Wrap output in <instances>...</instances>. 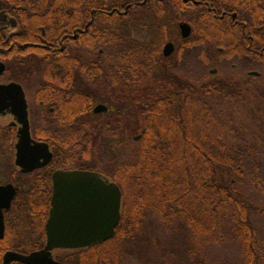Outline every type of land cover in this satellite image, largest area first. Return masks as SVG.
<instances>
[{
	"label": "flooded vegetation",
	"instance_id": "1",
	"mask_svg": "<svg viewBox=\"0 0 264 264\" xmlns=\"http://www.w3.org/2000/svg\"><path fill=\"white\" fill-rule=\"evenodd\" d=\"M191 6L212 13L211 19L208 14L200 18L197 37L199 57L212 64L208 72L230 80L236 89L264 87V0H35L12 2L7 9L0 3V62L5 67L0 85L21 87L31 138L46 143L52 154L37 169L51 185L56 171L95 172L108 179L95 169L94 137L109 145L110 137L129 134V124L122 131V106L126 119L134 115L139 121L136 134H130L139 140V113L146 106L164 103L179 112L189 103L192 29L183 38L179 26L190 24L175 21L172 11L182 8L189 16ZM112 23L122 25V51L110 49ZM167 44L172 45L169 54ZM160 76L167 80L159 81ZM97 106L106 110L95 112ZM116 114L121 118L114 121ZM0 121H6L0 124V141L7 146L5 139L14 135L10 150L15 154L19 125L12 124L10 113L0 114ZM33 131L45 141L36 140ZM6 184L18 193L14 183Z\"/></svg>",
	"mask_w": 264,
	"mask_h": 264
},
{
	"label": "trees",
	"instance_id": "2",
	"mask_svg": "<svg viewBox=\"0 0 264 264\" xmlns=\"http://www.w3.org/2000/svg\"><path fill=\"white\" fill-rule=\"evenodd\" d=\"M21 1L35 0L0 3L7 9ZM183 11L175 7L172 13L175 21L185 20L192 29L190 101L180 105L179 112L164 103L146 106L139 113L143 116L139 140L130 136L136 134L139 121L134 115L126 119L122 106V131L129 124V134L110 137L109 145L94 137L95 169L116 181L122 191L120 222L115 236L103 244L56 251L61 264H120L124 254L132 255L129 245H138V251L149 246L147 220L153 212L167 230L187 241L232 242L241 264H264V87L236 89L230 80L212 76L208 72L212 64L198 55L197 40L200 18L208 13L198 6L190 7L189 16ZM206 17L211 19L212 13ZM155 40L160 41V34ZM122 42V25L112 23L110 49L122 51ZM161 80L167 78L160 76ZM33 137L45 141L36 131ZM7 138L11 147L14 135ZM10 172L9 182L18 193L5 215L0 264L7 251L28 254L43 248L52 193L44 171L22 175L12 163ZM177 220L181 224L175 227ZM196 252V246L187 250L190 261L199 255Z\"/></svg>",
	"mask_w": 264,
	"mask_h": 264
},
{
	"label": "water",
	"instance_id": "3",
	"mask_svg": "<svg viewBox=\"0 0 264 264\" xmlns=\"http://www.w3.org/2000/svg\"><path fill=\"white\" fill-rule=\"evenodd\" d=\"M183 38L190 35L188 24H180ZM169 52L172 45L165 47ZM169 54V53H166ZM5 70L0 62V76ZM97 106L95 112L105 111ZM13 115L19 128L14 144V166L20 174H28L46 166L52 154L48 145L31 138L27 104L21 87L11 83L0 85V114ZM50 209L45 223V245L42 249L22 254L7 251L2 264H60L55 251H75L100 245L115 236L120 221L119 187L95 172L56 171L52 177ZM17 194L12 184L0 185V240L4 237V212Z\"/></svg>",
	"mask_w": 264,
	"mask_h": 264
},
{
	"label": "rangeland",
	"instance_id": "4",
	"mask_svg": "<svg viewBox=\"0 0 264 264\" xmlns=\"http://www.w3.org/2000/svg\"><path fill=\"white\" fill-rule=\"evenodd\" d=\"M5 122L0 121V124L5 125ZM5 140L8 142L9 139ZM4 146V142L0 141V184L11 181L8 176L14 160L9 144ZM180 221H175L174 226L178 227ZM147 226L149 246H140L141 249L138 251V245H129L127 250L132 255L124 254L120 264H241L240 252L232 242L217 245L205 244L201 239H197V242L187 241L186 237L174 234V230H167L154 212L149 215ZM194 246H196V254L199 255L190 261L187 250ZM57 254L58 252H54V255Z\"/></svg>",
	"mask_w": 264,
	"mask_h": 264
}]
</instances>
